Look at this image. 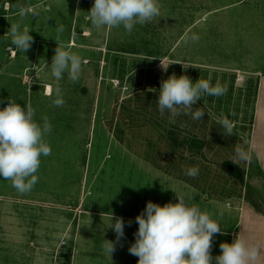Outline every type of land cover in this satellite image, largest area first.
<instances>
[{"label": "rangeland", "instance_id": "374dc122", "mask_svg": "<svg viewBox=\"0 0 264 264\" xmlns=\"http://www.w3.org/2000/svg\"><path fill=\"white\" fill-rule=\"evenodd\" d=\"M93 3L0 0V108L9 99L31 104L36 121L47 116L52 125L45 138L52 152L41 157L34 188L21 194L0 177V264H137L128 252L135 217L149 200L178 202L174 191L221 221L226 234L214 235L211 249L220 255V243L235 238L227 233L243 205L264 214V172L252 149L264 76V0H159L158 21L137 25L131 35L122 27L95 30ZM20 8L31 11L21 19ZM11 24L33 37L25 53L11 45ZM192 33L199 41L185 42ZM58 46L87 61L78 82L66 73L59 82L63 107L53 106L47 90L56 86L50 64ZM158 57L183 64L163 72ZM173 73L228 91L193 105H206L203 120L180 115L172 122L157 110V97L161 80ZM222 117L233 122L234 135L223 134ZM237 146L251 151V164L231 161ZM191 167L198 176L185 174ZM111 214L133 223L109 257L101 245L116 239L105 228Z\"/></svg>", "mask_w": 264, "mask_h": 264}, {"label": "clouds", "instance_id": "9594fccd", "mask_svg": "<svg viewBox=\"0 0 264 264\" xmlns=\"http://www.w3.org/2000/svg\"><path fill=\"white\" fill-rule=\"evenodd\" d=\"M30 11L20 8L21 19ZM88 13L91 25L98 32L122 27L126 34L131 35L137 25L157 22L161 17V5L159 0H94ZM31 14L34 17L38 15L35 12ZM7 34L18 52L25 53L33 43L30 31L22 28L21 24H11ZM199 39L195 33L185 34V42H197ZM158 58L163 72H167L171 64H183L181 60L166 63L163 58ZM85 63L87 61L80 55L56 47L50 64L51 76L56 81L54 89L49 91V95L54 96L53 106L63 107L66 103L59 86L64 74L69 81L78 82ZM227 91V86L219 83L213 86L210 80L202 79L193 83L187 75L173 73L160 82L157 110L161 115L169 113L172 122L180 115L203 120L206 105L195 109L193 105L204 97H221ZM42 120V124L36 121L31 104L21 106L9 99L6 106L0 108V177L11 181V186L21 194L29 193L38 183L41 157L50 156L52 152L45 139L51 133L52 125L47 116ZM218 123L225 136L234 135V124L229 118L222 117ZM259 155L257 153V157ZM231 161L238 165L251 164L253 156L250 150L237 146ZM185 174L194 178L198 176L199 168H188ZM174 192L178 202L161 206L149 200L135 217L138 229L128 252L138 257L137 264H213V261L215 264H258L264 256V244L255 236H236L231 243L222 242L219 245L221 254L213 257L214 235L226 234L222 231L221 221L213 219L212 214L202 211L197 205H190L184 195ZM132 223L131 219L125 221L122 217L110 215L105 228L113 230L116 239H104L101 249L105 255L112 257L117 244L122 246L126 239L125 227Z\"/></svg>", "mask_w": 264, "mask_h": 264}, {"label": "crops", "instance_id": "0c3cea01", "mask_svg": "<svg viewBox=\"0 0 264 264\" xmlns=\"http://www.w3.org/2000/svg\"><path fill=\"white\" fill-rule=\"evenodd\" d=\"M243 1L231 4L229 6L221 7L214 10L215 13L226 11L230 8H235L237 5H242ZM256 128L254 131V140L252 142V149L257 157L258 164L264 172V76L259 80L257 91V104H256ZM234 237H251L255 236L262 244H264V215H262L252 205H243L239 211V217L234 230L229 231ZM258 264H264V256Z\"/></svg>", "mask_w": 264, "mask_h": 264}, {"label": "trees", "instance_id": "16d2710c", "mask_svg": "<svg viewBox=\"0 0 264 264\" xmlns=\"http://www.w3.org/2000/svg\"><path fill=\"white\" fill-rule=\"evenodd\" d=\"M262 215H264L255 205H253Z\"/></svg>", "mask_w": 264, "mask_h": 264}, {"label": "bare ground", "instance_id": "6f19581e", "mask_svg": "<svg viewBox=\"0 0 264 264\" xmlns=\"http://www.w3.org/2000/svg\"><path fill=\"white\" fill-rule=\"evenodd\" d=\"M50 89H51V87H48V89H47L48 90V94H49Z\"/></svg>", "mask_w": 264, "mask_h": 264}]
</instances>
